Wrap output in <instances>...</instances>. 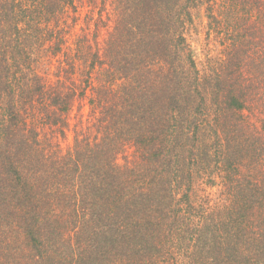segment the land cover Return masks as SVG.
<instances>
[{"label":"trees","instance_id":"16d2710c","mask_svg":"<svg viewBox=\"0 0 264 264\" xmlns=\"http://www.w3.org/2000/svg\"><path fill=\"white\" fill-rule=\"evenodd\" d=\"M110 1L103 42L99 18L72 46L75 0H0V264H264V0ZM85 101L61 155L45 129Z\"/></svg>","mask_w":264,"mask_h":264},{"label":"rangeland","instance_id":"374dc122","mask_svg":"<svg viewBox=\"0 0 264 264\" xmlns=\"http://www.w3.org/2000/svg\"><path fill=\"white\" fill-rule=\"evenodd\" d=\"M75 5L78 7V14L76 15L73 9L70 8L68 11L69 13L66 15L68 17L64 18V21H66L67 25L63 24V21L61 20V26L67 31V38H69L70 44L74 46V42H76L81 36H85L91 41H94V34L96 33L94 30V21L98 20L99 18H102V24H100L101 27L96 41L102 43L107 36V32L111 31V27L113 26L112 20L114 19V5L112 2L110 0H75ZM218 9L219 8L216 7L215 11ZM87 26H91V29H87ZM207 26L208 19L206 6L194 10L193 21L187 25L186 37L189 45L192 48L193 55L199 62L202 63L206 60V56L210 54L213 55L216 52L215 34H211L209 37ZM48 67L49 61L44 66H42V63L39 64L37 70L42 75L46 72ZM55 69L56 68L54 67L53 71ZM88 115V102L85 101L82 104L76 102L74 111L72 112L70 118V126L72 125L71 131H65V133L62 134V132L60 133L59 129L58 133H52V131H49V129H45L47 137H55L56 139L54 141H56L58 145L60 144V148L63 151L61 155L66 154L68 149L74 145L75 134L73 128L76 125H79L81 119L83 122H86ZM82 116L84 118H82ZM132 151V149H128L125 155H131ZM117 162L120 166L125 165L123 156L119 157ZM193 188L194 189H191L190 191L188 190V195L191 203H193L196 207L203 206L204 209L210 210L224 199V196H221L222 190L219 186L209 187L201 184V182H197L193 185ZM185 218L194 221V219H191L187 214L185 215ZM178 264L185 263L179 261Z\"/></svg>","mask_w":264,"mask_h":264}]
</instances>
